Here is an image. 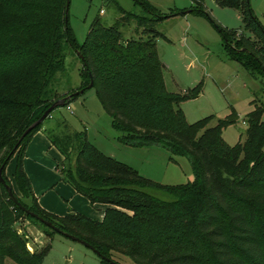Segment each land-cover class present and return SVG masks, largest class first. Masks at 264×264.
<instances>
[{
    "label": "trees",
    "instance_id": "16d2710c",
    "mask_svg": "<svg viewBox=\"0 0 264 264\" xmlns=\"http://www.w3.org/2000/svg\"><path fill=\"white\" fill-rule=\"evenodd\" d=\"M133 1L150 17L120 10L122 15L109 26L95 17L77 46L67 26L65 0H0L1 178L9 185L4 169L16 154L12 179L29 199L23 204L13 193L20 205L86 242L106 264L112 263L105 258L118 264L120 257L131 264H264V103L253 104L245 115L244 139L231 147L222 142L221 131L234 118L218 119L209 127L211 115L187 123L179 104L196 98L201 84L180 93L165 91L155 50L159 33L154 24L179 12L161 15L144 0ZM190 2L197 5L195 11L207 14L202 0ZM214 2L237 10L244 29H219L227 58L253 76H264V30L248 0ZM129 19L144 38L122 39L119 27ZM64 47L83 58L76 91H83L90 79L89 88L108 114L116 140L130 147L157 145L170 156L186 157L191 181L155 183L101 153L83 131H69L62 122L52 128L41 122L12 150L21 132L52 102L63 98L60 106H68L80 93L66 97L51 88L64 66ZM39 129L61 155L54 167L60 180L90 205L106 206L100 220L77 212L57 216L39 207L21 164L25 145ZM10 211L36 221L50 235L57 233L18 208L0 182V264L6 258L41 264L48 244L35 253L24 251L11 229Z\"/></svg>",
    "mask_w": 264,
    "mask_h": 264
},
{
    "label": "rangeland",
    "instance_id": "374dc122",
    "mask_svg": "<svg viewBox=\"0 0 264 264\" xmlns=\"http://www.w3.org/2000/svg\"><path fill=\"white\" fill-rule=\"evenodd\" d=\"M144 1L161 15L179 12L154 24V30L159 33L155 37V50L163 66L165 91L180 93L201 84L196 98L179 104L185 121L193 123L211 115L212 118L206 123V127H209L218 119L234 118L233 123L222 129L221 140L228 147L237 141L241 142L245 137V115L253 109V104L264 103V76L251 75L238 62L226 56L219 29L243 32L238 11L219 6L214 0H202V7L208 15L195 11L197 5L190 0ZM248 3L264 30V0H248ZM120 10L135 16L150 17L133 0H69L67 26L75 45L79 46L83 42L95 17L99 18L102 25L109 26L122 15ZM134 28L133 19L121 25L119 31L122 39L144 38ZM63 51L64 66L55 74L51 88L62 96L69 97L77 92L81 83V62L73 50L64 47ZM67 105L55 107L42 121V126L52 128L55 123L62 122L69 131H83L87 141L101 153L129 166L155 183L176 185L192 180L186 157L170 156L165 148L157 145L130 147L119 143L116 140L117 134L109 126V116L92 88H84ZM262 117L264 118V113ZM12 165L13 159H10L5 166L4 176L14 195L23 204H28L29 199L18 191L9 178ZM9 221L27 253L38 252L48 244L41 264H106L100 262L89 248L59 233L50 235L42 225L22 213L10 211ZM11 253L16 256L15 251L12 250ZM117 261L118 264H131L127 257H120ZM5 264L17 263L6 258Z\"/></svg>",
    "mask_w": 264,
    "mask_h": 264
},
{
    "label": "crops",
    "instance_id": "0c3cea01",
    "mask_svg": "<svg viewBox=\"0 0 264 264\" xmlns=\"http://www.w3.org/2000/svg\"><path fill=\"white\" fill-rule=\"evenodd\" d=\"M11 159L14 168L15 157ZM60 160L61 155L50 144L42 129L37 130L24 147L21 164L39 207L57 216L77 212L100 220L106 206L98 203L90 205L70 185L61 181L54 168ZM12 174L13 169L9 176L11 180Z\"/></svg>",
    "mask_w": 264,
    "mask_h": 264
},
{
    "label": "water",
    "instance_id": "95a60500",
    "mask_svg": "<svg viewBox=\"0 0 264 264\" xmlns=\"http://www.w3.org/2000/svg\"><path fill=\"white\" fill-rule=\"evenodd\" d=\"M68 4H69V0H65V13L67 12ZM65 20H66V19H65ZM79 58H80V60L84 63L83 58H82L81 56H79ZM90 86H91V81H90V79H89V82H88V84L86 85V88H89ZM77 92H81V90H78ZM77 92H75L74 94H76ZM62 102H63V98H60V99L55 100L54 102H52V103L49 105V107H47V108L42 112V114H41L36 120H34L32 123H30V124H29V125H28V126H27V127L21 132V134H20L19 137L17 138L15 144L13 145L12 150L15 149V147L17 146V144L19 143V141L21 140V138H22L25 134H27V133H28L30 130H32L34 127H36L37 125H39V124L45 119V117L49 114V112H50L51 110H53L55 107L60 106ZM1 166H2V165H1ZM1 166H0V169H1ZM0 171H1V170H0ZM0 182H1V184L3 185V187H4V189H5L6 193H7L8 198H9L14 204H16V206H18V208H20L21 210H24L25 213H27V214H29L30 216L34 217L36 220H38L39 222H41V223L44 224L45 226H47V227H49V228H52V229H53L54 231H56L57 233H59V234L65 236V237H67V238H69V239H71V240H73V241H76V242L82 244L83 246L89 248V249L92 250L95 254H97L96 251H95L90 245H88L86 242H84V241L78 239L77 237H73V236H70V235H68V234L62 233V232L59 231L56 227H54L50 222L45 221V220H43L42 218L36 216L35 214H33V213H31V212L25 210V209L23 208V206H21L20 203L16 200V198H15V196L13 195V192H12V190H11V187H10L9 185H7V184L4 183L3 179L1 178V175H0ZM105 260L111 262L112 264H116V263H114V262H112V261H110V260H108V259H106V258H105Z\"/></svg>",
    "mask_w": 264,
    "mask_h": 264
}]
</instances>
